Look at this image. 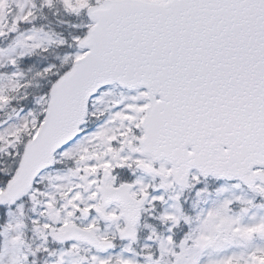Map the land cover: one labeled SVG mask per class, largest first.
<instances>
[{
  "label": "snow or ice",
  "instance_id": "snow-or-ice-1",
  "mask_svg": "<svg viewBox=\"0 0 264 264\" xmlns=\"http://www.w3.org/2000/svg\"><path fill=\"white\" fill-rule=\"evenodd\" d=\"M0 264H264V0H0Z\"/></svg>",
  "mask_w": 264,
  "mask_h": 264
}]
</instances>
